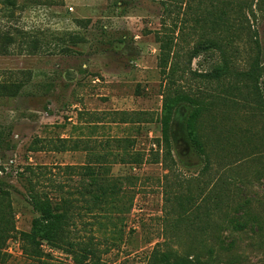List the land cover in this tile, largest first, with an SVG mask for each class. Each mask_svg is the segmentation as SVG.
Masks as SVG:
<instances>
[{
  "label": "rangeland",
  "instance_id": "obj_1",
  "mask_svg": "<svg viewBox=\"0 0 264 264\" xmlns=\"http://www.w3.org/2000/svg\"><path fill=\"white\" fill-rule=\"evenodd\" d=\"M0 84V264H264V0H0ZM33 193L72 203L37 252Z\"/></svg>",
  "mask_w": 264,
  "mask_h": 264
},
{
  "label": "trees",
  "instance_id": "obj_2",
  "mask_svg": "<svg viewBox=\"0 0 264 264\" xmlns=\"http://www.w3.org/2000/svg\"><path fill=\"white\" fill-rule=\"evenodd\" d=\"M160 43L161 49L159 67L161 69L162 75L167 78L168 65L170 63L172 54L170 45L171 43L169 41H160ZM193 58H196V55L193 56L192 59ZM13 87H7L6 85L0 84V88H2L3 90H7L10 88L13 89ZM185 103L190 105L192 108L190 113L188 114L185 126L187 139L189 140L190 145L195 150V152L201 157H205L207 159L209 157V154L205 147V143L201 139L198 129V123L200 116L202 115L203 106L199 101L190 99V97L184 96L182 94H165L161 119L162 139L161 141H159V147L163 148L166 157H171L173 117L176 109ZM86 170L87 174L92 178V182L96 183L98 181L97 172L93 169V167H87ZM110 186L112 190H114L115 186ZM100 187L103 189L102 186ZM105 192L106 191H104L103 189V193L97 194L92 197V199H90V203H92V206H101L102 204L108 202L110 196L115 195ZM30 204L33 207L34 211L39 214V217L33 221L31 232L29 234L21 235V239L26 243L27 249L29 248L30 250L37 252L40 250L42 242H47L52 246H58V244L63 240L66 230L69 227V221L71 220L70 213L72 209V203L69 201V199L55 203L49 197L43 198L40 195L33 193L30 197ZM84 253H87L84 255H86L89 259L91 256H96V253L90 251L89 249H85Z\"/></svg>",
  "mask_w": 264,
  "mask_h": 264
}]
</instances>
